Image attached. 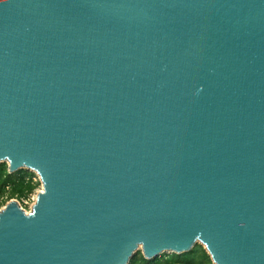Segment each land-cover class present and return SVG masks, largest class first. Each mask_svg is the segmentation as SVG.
<instances>
[{
    "label": "water",
    "instance_id": "95a60500",
    "mask_svg": "<svg viewBox=\"0 0 264 264\" xmlns=\"http://www.w3.org/2000/svg\"><path fill=\"white\" fill-rule=\"evenodd\" d=\"M2 161L0 264H264V0H0Z\"/></svg>",
    "mask_w": 264,
    "mask_h": 264
},
{
    "label": "trees",
    "instance_id": "16d2710c",
    "mask_svg": "<svg viewBox=\"0 0 264 264\" xmlns=\"http://www.w3.org/2000/svg\"><path fill=\"white\" fill-rule=\"evenodd\" d=\"M36 174L28 169L8 171L7 162H0V203L7 197L25 198L38 185ZM127 264H214L205 248L195 243L194 246L181 253H162L153 259H146L140 250L134 252Z\"/></svg>",
    "mask_w": 264,
    "mask_h": 264
},
{
    "label": "rangeland",
    "instance_id": "374dc122",
    "mask_svg": "<svg viewBox=\"0 0 264 264\" xmlns=\"http://www.w3.org/2000/svg\"><path fill=\"white\" fill-rule=\"evenodd\" d=\"M36 174V173H35ZM34 179H38L39 181V178L36 174V177H34ZM42 189V184L41 182L39 181L38 185L36 186L35 190L33 192H31L28 197H25V198H16V197H7L3 200L2 203H0V209L3 208V206L9 202L10 200H16L19 202V204L26 210H30L32 204L35 202V197H36V193ZM140 250V249H139ZM141 251V250H140Z\"/></svg>",
    "mask_w": 264,
    "mask_h": 264
},
{
    "label": "bare ground",
    "instance_id": "6f19581e",
    "mask_svg": "<svg viewBox=\"0 0 264 264\" xmlns=\"http://www.w3.org/2000/svg\"><path fill=\"white\" fill-rule=\"evenodd\" d=\"M6 160H7V159H6ZM7 161H8V160H7ZM8 162H9V161H8ZM37 175H38V174H37ZM19 205H20V204H19ZM25 211L28 212V210H26V209H25ZM197 241H198V240H197ZM138 248H139V249H143V244L140 243V244L138 245Z\"/></svg>",
    "mask_w": 264,
    "mask_h": 264
},
{
    "label": "built area",
    "instance_id": "2783aa9c",
    "mask_svg": "<svg viewBox=\"0 0 264 264\" xmlns=\"http://www.w3.org/2000/svg\"><path fill=\"white\" fill-rule=\"evenodd\" d=\"M38 176V175H37Z\"/></svg>",
    "mask_w": 264,
    "mask_h": 264
}]
</instances>
